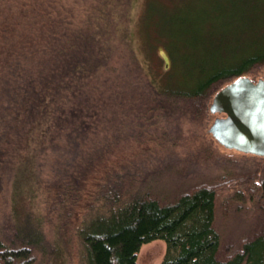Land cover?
I'll return each mask as SVG.
<instances>
[{"label":"trees","instance_id":"obj_1","mask_svg":"<svg viewBox=\"0 0 264 264\" xmlns=\"http://www.w3.org/2000/svg\"><path fill=\"white\" fill-rule=\"evenodd\" d=\"M130 1L0 0V264H138L156 239L166 243L160 264H264V168H220L219 147L230 148L209 131L214 95L240 76L257 81L264 66V0L150 1L147 12L165 8L177 25L164 40L188 69L155 82L142 68L145 108L196 159L170 162L177 186L164 191L147 187L154 177L141 160L113 162L109 143L91 141L103 110L141 99L108 64L113 41L128 42ZM182 162L215 172L178 174ZM232 215L249 223L229 232L219 221Z\"/></svg>","mask_w":264,"mask_h":264},{"label":"rangeland","instance_id":"obj_2","mask_svg":"<svg viewBox=\"0 0 264 264\" xmlns=\"http://www.w3.org/2000/svg\"><path fill=\"white\" fill-rule=\"evenodd\" d=\"M150 1L155 5L158 3L165 4L167 8L173 4L170 0H131L130 3L128 2L126 9L127 16L125 18L128 28V42L114 40L113 44L115 43L116 49L108 60L109 65L113 64L115 66H120L117 67L121 68V75L132 83L131 89L135 90L133 92L138 94L139 92H137V90L140 91L141 99L138 101L137 96L132 95L131 97V95H128L125 106L118 109L119 113L113 110L110 111L109 108L103 110L101 115H99V119L98 116L96 117L95 121H97V125H94L95 128L91 135V137L93 136V138H91L93 140L91 141L97 144V146L109 143L111 146L108 151V157L113 162H115L114 160L116 158L123 159L125 157L141 160L143 163L141 172H148L147 175L150 174L152 175L151 178L154 177L152 180L150 179L151 182L147 187H151L157 191H164L165 189L170 190L177 186L176 180L174 179L175 173L169 172V168L174 166H169L168 168L166 166L170 164V162L183 159V157L186 156L191 163H194L193 161L196 159L191 160L193 157L195 158V149L191 147L183 148L176 145L173 140L175 135H173L171 140L169 136H165V123L161 116H159L157 112H153L152 110L149 111L148 108H145L147 106V99L145 98L147 87H145L144 84L146 78L142 68L150 72V76L154 77L153 79L155 82L161 81L163 76H166V73L170 71V76L168 78H170L171 81L181 80V78H184V74L188 69L187 63L179 65L180 61L174 58V55L165 44L164 35L170 32V30L176 29L177 25H172L174 23L168 20L167 17H171V15L164 16L168 11L165 8H162L161 12L154 11L151 14L150 10L147 12V9L150 7ZM113 7L114 8L111 9L113 12H119L118 6L115 3ZM145 11L148 14H146ZM166 43L171 44L169 39L166 40ZM170 46L173 47L174 45L171 44ZM132 53L135 54L138 61L141 62L139 63L141 64L140 67L138 64L136 65V67H139L140 76L135 68L136 62L134 59L130 61V54ZM175 55H177V53H175ZM175 60L178 64H175ZM256 75L258 79L260 76L264 77V66L256 71ZM99 77L96 79H101ZM115 114H117V117ZM133 120L134 122L132 123ZM180 137V134H178L177 138ZM219 152L226 156L224 158H218V161L215 163L218 166L219 164L225 166V163H229L227 164L228 171L233 169H253L255 167L264 168V158L262 157L252 159L253 156L249 155L243 159L238 155L237 151H232L231 149L225 150L220 147ZM158 160L163 161L162 170L157 165ZM183 165H185V167ZM191 167L192 166L188 165V163L182 162L176 165L174 170L179 174L182 173L183 169L187 168V173L193 176H195L196 173H210L211 170L215 172L214 166H206L207 172L203 166L197 168L199 172ZM161 171L163 173H160ZM201 174H198V177H200L199 175ZM221 217L222 216H220L219 222L222 223V226L229 225V232L232 230L241 231L244 229V224L249 223V219L243 215L240 217L242 220L239 219V217L236 219L233 215L232 218L228 217L223 219ZM165 253V241L162 239L153 240L142 245L137 253V263L160 264L164 259ZM74 254L75 252L73 249L72 255L74 256ZM72 259V262L68 261L69 264L78 263V259L75 256Z\"/></svg>","mask_w":264,"mask_h":264},{"label":"water","instance_id":"obj_3","mask_svg":"<svg viewBox=\"0 0 264 264\" xmlns=\"http://www.w3.org/2000/svg\"><path fill=\"white\" fill-rule=\"evenodd\" d=\"M210 111L219 113L209 127L223 146L264 156V79L240 76L213 97Z\"/></svg>","mask_w":264,"mask_h":264},{"label":"flooded vegetation","instance_id":"obj_4","mask_svg":"<svg viewBox=\"0 0 264 264\" xmlns=\"http://www.w3.org/2000/svg\"><path fill=\"white\" fill-rule=\"evenodd\" d=\"M220 115V114H219ZM222 115V114H221Z\"/></svg>","mask_w":264,"mask_h":264}]
</instances>
